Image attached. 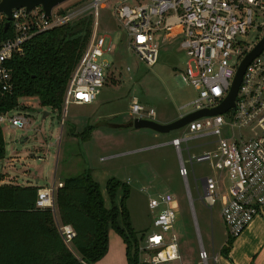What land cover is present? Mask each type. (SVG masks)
Segmentation results:
<instances>
[{"label":"built area","instance_id":"built-area-1","mask_svg":"<svg viewBox=\"0 0 264 264\" xmlns=\"http://www.w3.org/2000/svg\"><path fill=\"white\" fill-rule=\"evenodd\" d=\"M103 1L106 0H77L66 8L56 5L49 15L40 5L29 12L24 7L13 8L7 27L10 35L0 38V94L11 93L8 61L13 55L23 53V45L28 39L90 15L91 33L68 80L64 106L92 103L111 67L103 57L111 52V43H106L105 36L99 33L98 8ZM113 15L124 30L128 48L147 65L157 62L162 43L179 39L180 47L188 56L181 72L182 80L198 93L189 103L192 110L188 113L218 106L227 97L242 61L264 38V0H137L133 6L117 4ZM6 21V15L0 13V27ZM251 31L258 32L255 40L251 43L243 41L242 37ZM156 33H159V39H156ZM129 110L133 119L154 120L156 115L154 108L144 106L135 97ZM10 111L0 113V126L5 123L16 129L27 123L26 115H11ZM234 129L246 130L247 137L242 132L235 137ZM204 136L216 137L215 149L192 156L193 147L188 141ZM170 144L177 151L178 173L188 189L187 177L189 173L193 174L189 167L195 162L211 166L213 175L197 178L193 174L194 180L195 183L201 181V199L208 208L221 201L220 214L227 236L236 238L254 217L264 213V46L246 65L234 106L223 113L190 121ZM182 151L186 152L187 159L182 156ZM3 167L1 163L0 168ZM229 178L231 181L225 187ZM60 186L62 182L54 181L38 186L36 206L50 208L55 213L56 190ZM147 206L154 213L153 229L144 237V245L140 247L144 254L143 257L140 254L139 264H182L178 237L173 230L177 217L173 196L170 193L150 195ZM55 224L61 239L71 248L74 229L58 217ZM198 256L200 263L207 264L209 254L202 244Z\"/></svg>","mask_w":264,"mask_h":264},{"label":"rangeland","instance_id":"rangeland-1","mask_svg":"<svg viewBox=\"0 0 264 264\" xmlns=\"http://www.w3.org/2000/svg\"><path fill=\"white\" fill-rule=\"evenodd\" d=\"M74 1L77 0H67L56 7L66 8ZM120 3L133 6L137 0H106L99 4V33L105 36L106 43H111L112 50L103 56L111 67L96 99L86 105L70 103L65 108L63 104L59 117L50 107L41 106L36 96L19 97L18 108L9 114L26 115L28 121L16 129L1 123L6 144L5 157L0 161V166L3 163L4 167L0 171L6 167L8 173L1 174L4 178L0 184H24L26 181L35 184L37 178L40 187L79 175L85 170L98 176L103 189L110 177L126 182L129 195L125 205L142 257L144 253L140 247L144 245V237L153 229L154 213L147 206L148 197L170 193L177 207L173 230L178 237L180 253L184 258H190L197 251L199 261L201 243L211 253L216 252L227 239L219 201L208 208L201 199V181L196 183L198 188L195 185L194 175L197 178L205 174L213 175V170L208 163H193L189 169L194 175L189 173L187 177L188 189L177 171V151L168 144L173 137L182 134L184 127L154 137L155 131L133 126V116L129 110L130 102L135 97L144 106L154 108V120L157 122L165 117L175 120L181 114L190 112L192 107L189 103L198 93L181 77L188 56L180 47L179 39L174 38L170 43H162L155 64L141 62L128 48L124 30L113 15L114 7ZM257 34L251 31L242 40L251 43ZM155 37L159 39V33ZM91 123H97L91 136L81 139L77 133ZM73 129H76L75 135L71 134ZM233 132L235 137L240 132L247 137L244 129H234ZM225 135L228 136V132ZM228 138L231 144L232 140ZM188 145L193 147L190 154L195 156L202 151L215 149L216 137L191 139ZM182 156L188 158L185 151H182ZM11 160L13 162L9 166ZM230 181L231 178L225 187ZM53 214L55 221L58 213ZM113 261L127 264L122 239L109 225L107 251L93 264H111ZM210 262L211 259L208 260Z\"/></svg>","mask_w":264,"mask_h":264},{"label":"trees","instance_id":"trees-1","mask_svg":"<svg viewBox=\"0 0 264 264\" xmlns=\"http://www.w3.org/2000/svg\"><path fill=\"white\" fill-rule=\"evenodd\" d=\"M91 22L88 15L28 39L23 53L8 61L12 90L0 94V113L18 108L19 97L36 96L41 106L50 107L60 117L65 89L86 48ZM9 35L10 30L1 26L0 38ZM94 127L87 125L77 135L86 139ZM5 144L0 126V160L5 157ZM37 189V185L0 184V264H93L107 251L109 225L125 244L127 264L140 263L139 241L125 205L129 195L126 182L107 179L106 207L99 183L89 170L62 180L56 190V210L59 220L75 231L71 248L61 239L52 210L36 206ZM233 240L227 236L221 254L227 255Z\"/></svg>","mask_w":264,"mask_h":264},{"label":"crops","instance_id":"crops-1","mask_svg":"<svg viewBox=\"0 0 264 264\" xmlns=\"http://www.w3.org/2000/svg\"><path fill=\"white\" fill-rule=\"evenodd\" d=\"M173 40L174 39H171L169 42H166V43H170ZM81 105H84V104H81ZM44 115H47V113H45ZM172 120H173V118L169 119L168 117H165V118H162L158 122L159 123H167V122H170ZM61 123H63V121H61ZM95 124H97V123H95ZM95 124L91 123V124H87V125H94L95 126ZM72 131L75 133L76 129L75 130L73 129ZM93 131H94V129H93ZM153 134H154L153 135L154 137H157L161 133L154 132ZM73 135H75V134H73ZM168 144H170V142ZM12 160H14V159H12ZM12 160H11V162H9V166L13 162ZM177 171H178V169H177ZM6 173H8V170L6 167L4 170L0 171V174H6ZM91 175H92L94 180L99 182V186H100V189L102 192V196L104 198L105 206L109 207V199H108L106 191H105L106 182L104 183V189H103L101 182L98 180V176H95V174L92 172H91ZM3 178L4 177H2L0 180H3ZM37 181H38V179L36 178L35 184L33 182L26 181V183L21 184V185H37ZM58 182H62V180H60ZM195 185H196V183H195ZM119 194H120V190H118V192H117V196H116L117 202L119 201V197H120ZM219 203H220V208H221V201H219ZM220 217H221V214H220ZM225 241H223L221 243L220 248L216 252L212 251L211 253H209L206 250V248H204L207 251V253L209 254L208 260L211 259V262H210L211 264H264V213L262 215L254 217L253 220L241 232V234L238 235L236 238H234L231 246H229V250H228V253L226 256L220 253L221 247L226 245ZM122 244L124 246V252H125V244H124L123 240H122ZM120 248H121V244L118 247L117 252H119ZM179 252H180V248H179ZM196 252H195V255L193 254V256L190 258H186V257L184 258L180 253V255L182 256L181 257V263L182 264H198L200 261H198V259H197ZM208 260H207V264H209ZM111 264H116V262L113 261Z\"/></svg>","mask_w":264,"mask_h":264},{"label":"water","instance_id":"water-1","mask_svg":"<svg viewBox=\"0 0 264 264\" xmlns=\"http://www.w3.org/2000/svg\"><path fill=\"white\" fill-rule=\"evenodd\" d=\"M65 1L67 0H0V13H4L7 17V21L4 23L3 29L6 30L8 27L9 20L11 18V11L13 8L24 7L26 11L29 12L34 6L40 5L45 11L46 15H49L52 7ZM263 46L264 38L242 61L236 72L227 97L218 106L191 112L167 123H159L155 120L134 118L133 126L137 129L148 128L158 133H168L172 130L184 127L190 121L201 116L220 114L227 111L230 107L234 106V98L246 65L262 50Z\"/></svg>","mask_w":264,"mask_h":264}]
</instances>
